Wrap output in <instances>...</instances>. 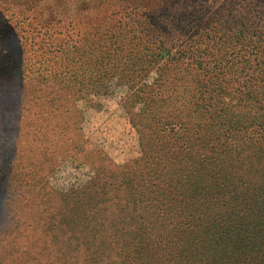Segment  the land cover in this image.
I'll return each instance as SVG.
<instances>
[{
    "label": "rangeland",
    "instance_id": "374dc122",
    "mask_svg": "<svg viewBox=\"0 0 264 264\" xmlns=\"http://www.w3.org/2000/svg\"><path fill=\"white\" fill-rule=\"evenodd\" d=\"M225 2L0 0V37L26 36L25 55L40 60L33 66L43 68V38L59 44L70 38L72 50L89 42L93 54L80 71L87 67L95 78L82 91L61 90L54 77L34 79L30 72L20 80L7 79L5 88L0 86V264H85V260L87 264H119L134 255L127 248L131 239L123 231L128 228L125 214L139 208L136 212L147 214V223L153 227L171 228L175 233L196 231L205 228L204 210L189 212L179 199L204 194L226 199L237 184L243 185V179L229 172L220 171L214 184L216 179H203L200 166L187 162L184 143L173 137L169 141L165 116L159 122L152 116L139 117L142 105L132 95L155 82L165 59L148 67L146 75L138 70L131 75L128 62L124 81H117L118 74L110 82L102 79L106 55L123 52L115 59L120 69L131 58L126 56L128 51L133 52L129 45L113 42L118 23L130 22L135 13L140 18L144 13L145 18L160 15L165 22L193 11L192 19H200ZM170 33L178 39L166 41L164 49L174 53L182 48L188 31L145 32L152 38ZM96 81L105 86L97 87ZM176 130L177 134L183 131ZM263 194L254 189L246 196L256 199ZM155 195L168 203L140 204L139 199ZM170 197L177 204H171ZM26 226L39 236L40 247L35 237L26 242L17 235Z\"/></svg>",
    "mask_w": 264,
    "mask_h": 264
},
{
    "label": "trees",
    "instance_id": "16d2710c",
    "mask_svg": "<svg viewBox=\"0 0 264 264\" xmlns=\"http://www.w3.org/2000/svg\"><path fill=\"white\" fill-rule=\"evenodd\" d=\"M192 13L165 22L160 15L145 18L144 13L140 18L135 13L130 22L118 23L113 42L127 44L133 52L128 51L126 56L131 58L120 69L115 59L123 52L106 55L102 79L110 82L118 74L117 81H124L128 62L132 63L131 75L137 70L146 75L148 67L158 66L165 59V65L158 66L155 84L144 85L132 95L142 105L139 117L152 116L150 119L159 122L165 116L168 122L162 124L169 128V141L175 138L184 143L187 162L200 166L203 179H216L214 184L220 179V171L229 172L235 179H243V185L237 184L226 199L220 194L177 198L187 204L189 212L204 210L201 222L205 228L196 231L175 233L171 228L153 227L147 223V214L136 212L139 208L125 214L128 228L123 231L131 239L127 248L134 255L119 264H264V194L256 199L246 196L254 189L264 192V0H226L200 19H192L196 12ZM135 16L140 19L135 20ZM153 29L185 30L189 35L182 48L171 53L164 49L165 42L178 38L172 33L162 38L145 34ZM80 32L77 29V34ZM70 41L68 38L59 44L43 38L46 50L41 55V68L33 66L40 60L25 55L26 36L0 37V86L5 88L7 79L20 80L30 72L34 79L54 77L61 90L82 91L95 79L87 67L80 71L93 52L89 42L72 50ZM57 68L66 73H57ZM104 84L96 81L97 87ZM179 128L183 131L177 134ZM223 192L228 194L224 187ZM159 196L139 199L140 204L168 203ZM170 199L171 204H177ZM33 233L26 226L17 235L24 236L26 242L35 237L38 248L40 239Z\"/></svg>",
    "mask_w": 264,
    "mask_h": 264
}]
</instances>
